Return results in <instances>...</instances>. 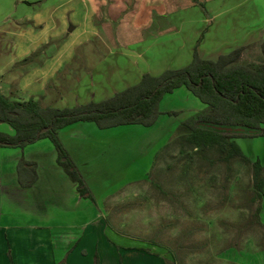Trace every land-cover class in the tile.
Returning a JSON list of instances; mask_svg holds the SVG:
<instances>
[{"label":"rangeland","instance_id":"rangeland-1","mask_svg":"<svg viewBox=\"0 0 264 264\" xmlns=\"http://www.w3.org/2000/svg\"><path fill=\"white\" fill-rule=\"evenodd\" d=\"M13 38L17 45L8 46ZM262 42L264 0H0L1 58L17 57L27 44L36 43L44 45L32 55H54L56 63L64 55H89L90 61L67 63L45 83L49 94L39 99L58 109L109 99L138 84L143 72L159 76L185 68L195 47L204 58L217 60L219 53L253 44L241 62L259 64L264 59L256 49ZM205 110L183 87L165 96L152 127L100 129L82 122L59 132L92 194L90 201L102 207L113 244L128 248L127 264H172L167 250L149 241L174 250L178 264H264V228L250 222L251 166L241 161L233 162L231 170L213 165L218 151L181 144L178 128ZM0 132L14 135L5 123H0ZM236 141L252 161L261 156L264 163V135ZM38 158L44 181L61 175L62 170H47L58 163L49 139L25 148H0V175H14L21 160L36 163ZM53 213L54 222H69L59 211ZM9 214L6 208L4 215ZM17 218L26 222L31 217L20 213ZM89 220L81 219L79 225Z\"/></svg>","mask_w":264,"mask_h":264},{"label":"trees","instance_id":"trees-1","mask_svg":"<svg viewBox=\"0 0 264 264\" xmlns=\"http://www.w3.org/2000/svg\"><path fill=\"white\" fill-rule=\"evenodd\" d=\"M247 48L240 47L220 55L217 60H210L202 58L195 47L193 60L187 67L167 70L159 76L144 74L138 84L109 99L73 108H54L44 105L42 98L24 100L6 95L0 89V123L8 124L14 131V135L0 132V148H25L42 139L51 140L58 152L59 165L77 185L80 195L86 197L88 194L91 199L92 194L68 157L59 132L80 122L95 123L100 129L125 125L152 127L161 115L160 104L165 96L185 87L206 105V110L192 116L178 128L181 144L197 151H218L219 157L211 160L213 165L224 164L231 170L233 162L241 161L251 166L254 190L251 203L254 210L250 222L264 228L260 217L264 202V164L260 159L252 161L236 141L240 137L264 135V62H241ZM260 51L264 59V42L260 44ZM31 57L23 62H28ZM211 126L243 131H219ZM181 153H184L183 149ZM63 158L66 161H62ZM158 158L159 154L153 167ZM18 176L23 187H31L38 179L37 164L21 160ZM93 202L97 205L96 201ZM149 242L166 249L174 259L172 264H178L179 257L174 250ZM145 252L149 253V250ZM98 260L96 256L95 264ZM119 262L123 264L122 257Z\"/></svg>","mask_w":264,"mask_h":264},{"label":"crops","instance_id":"crops-1","mask_svg":"<svg viewBox=\"0 0 264 264\" xmlns=\"http://www.w3.org/2000/svg\"><path fill=\"white\" fill-rule=\"evenodd\" d=\"M22 31L23 28H20L16 35L18 40L21 38ZM10 34L15 37L12 32ZM16 41L13 38L8 46H16ZM41 45L44 43L27 44L22 54L17 57L9 59L0 57V89L4 94L27 99L43 98L49 94L44 90L45 83L53 79L67 63L91 60L86 58L89 56L87 54L84 58L64 55L61 63H56L54 55L41 54L35 55L34 61L31 59L24 63L23 61L34 54ZM248 46L253 44L241 47ZM256 50L261 56L260 47ZM11 52L14 51L11 50ZM199 54L201 56V53ZM222 54L224 53H219L217 57ZM31 61L35 62L33 66H29ZM144 74L145 72L140 77L142 78ZM34 78L36 81L30 83L29 81ZM256 158L261 160V156ZM51 159L56 161L54 153L51 154ZM35 160L38 167V179L31 187H23L20 184L18 171L14 175H0V264H12L11 260L13 264H94L96 256L100 264H120L121 257L123 264H127L129 259L126 258V253L129 250L127 247L120 248L113 244L110 238V227L108 228L102 216V207L90 201L88 195L86 197L80 195L77 185L58 163L57 166L47 167V170L49 174L53 169L56 173L62 170L61 175L56 180L44 181L42 175L44 167L41 166L39 158ZM59 178L62 179L61 183ZM4 180H7L6 183L3 182ZM84 198L88 201H83ZM6 208L11 213L9 218L4 215ZM53 210L66 215L69 222L60 220L54 222ZM20 213H25L31 218H27L26 222L24 219L18 220L17 216ZM88 216L91 220L79 225V220H86ZM260 217L264 225V202ZM7 218L9 222H6ZM83 251L86 253L84 254ZM162 261L166 264V261Z\"/></svg>","mask_w":264,"mask_h":264},{"label":"water","instance_id":"water-1","mask_svg":"<svg viewBox=\"0 0 264 264\" xmlns=\"http://www.w3.org/2000/svg\"><path fill=\"white\" fill-rule=\"evenodd\" d=\"M73 31H74V26H71L69 28V32H73ZM211 127L219 131H227V132H242L243 131L242 129H232V128H223V127H214V126H211Z\"/></svg>","mask_w":264,"mask_h":264}]
</instances>
